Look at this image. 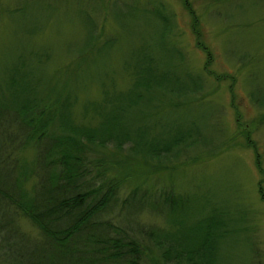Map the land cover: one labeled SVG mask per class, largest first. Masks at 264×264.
Masks as SVG:
<instances>
[{
    "label": "trees",
    "instance_id": "trees-1",
    "mask_svg": "<svg viewBox=\"0 0 264 264\" xmlns=\"http://www.w3.org/2000/svg\"><path fill=\"white\" fill-rule=\"evenodd\" d=\"M42 1L46 6L71 4L16 0V5ZM89 1L102 9L98 15L95 6L83 8V0H71L83 30L80 47L69 53L71 66L80 69L71 83L64 69L49 77L35 75L36 65L47 58H20L0 77V130H8L0 137V264H214L218 239L230 231L225 215L213 211L189 225V218L175 217L182 200L168 189L155 195L132 191L120 200L115 172L126 171L129 160L167 169L192 161L196 150L209 156L222 152L208 137L220 129L201 130L193 125L195 119L184 125H175L178 117L162 121L166 111H184L204 100L206 92L202 77L192 73L174 42L176 19L157 3L141 7L125 0ZM183 1L187 8L190 3ZM192 16L195 28L197 15ZM108 21L128 43L136 42L122 63L131 81L124 91L113 90L112 70L102 71L120 43L104 32ZM59 72L65 75L61 91L52 82ZM91 83L101 84V100L84 104L82 117L93 122L80 124L72 108L76 95ZM252 99L264 106V97L252 94ZM258 158L256 154L260 168ZM143 213L159 216L163 223L142 222ZM21 220L35 234L24 230Z\"/></svg>",
    "mask_w": 264,
    "mask_h": 264
},
{
    "label": "rangeland",
    "instance_id": "rangeland-1",
    "mask_svg": "<svg viewBox=\"0 0 264 264\" xmlns=\"http://www.w3.org/2000/svg\"><path fill=\"white\" fill-rule=\"evenodd\" d=\"M69 1L67 5L46 6L42 1L41 5L25 6L16 5V0H0V77L20 58L31 62L47 58L44 65H36L35 75L49 77L64 69L70 72L71 83L80 69L71 66L74 57L69 53L80 47L83 30L73 13L76 5ZM125 1L141 7L161 4L174 15L178 26L174 42L184 53L189 69L206 85L204 100L191 103L184 111H166L162 121L178 117L175 125H184L186 120L195 119L193 125L201 130L220 129L218 135L211 133L208 137L212 145L217 144L214 149L222 152L209 156L196 150L191 154L192 161L167 169L129 160L126 171L115 170L122 186L120 200L132 191L150 195L172 191L180 196L183 208L175 217L189 218V225L213 211L218 217L219 213L225 215L230 231L218 239L214 264H264V106L260 108L252 99V94L259 100L264 97V0H186L190 3L187 8L183 0ZM92 3L83 0L80 5L96 7L89 5ZM101 10L97 8L95 14ZM194 13L198 20L195 28ZM104 32L116 36L120 43L110 52V64L102 71L112 70L116 83L113 90L124 91L131 81L122 63L126 49L136 42L128 43L122 30L110 21L105 23ZM88 73L94 79V74ZM63 76L60 72L53 75L52 82H63ZM100 85L91 83L76 95L72 114L77 123L93 122L90 117L84 119L82 112L84 104L101 100ZM62 88L65 85L59 84V91ZM7 131L0 130V137ZM256 154L261 169L255 163ZM31 158L32 152L25 155L27 161ZM139 218L145 223H163L161 217L149 213ZM21 221L24 230L35 234L28 223Z\"/></svg>",
    "mask_w": 264,
    "mask_h": 264
}]
</instances>
